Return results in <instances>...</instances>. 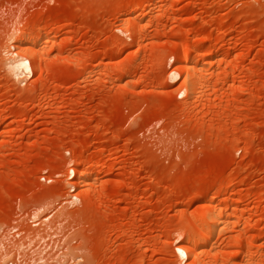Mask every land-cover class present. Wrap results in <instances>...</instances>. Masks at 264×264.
I'll list each match as a JSON object with an SVG mask.
<instances>
[{
  "label": "rangeland",
  "instance_id": "1",
  "mask_svg": "<svg viewBox=\"0 0 264 264\" xmlns=\"http://www.w3.org/2000/svg\"><path fill=\"white\" fill-rule=\"evenodd\" d=\"M0 264H264V0H0Z\"/></svg>",
  "mask_w": 264,
  "mask_h": 264
},
{
  "label": "bare ground",
  "instance_id": "2",
  "mask_svg": "<svg viewBox=\"0 0 264 264\" xmlns=\"http://www.w3.org/2000/svg\"><path fill=\"white\" fill-rule=\"evenodd\" d=\"M142 16H143V14H142ZM44 43V42H43ZM47 42H45V44H46ZM33 50H35V49H33ZM32 51V50H31ZM36 52V51H35ZM31 54V53H30ZM38 53H36V55H37ZM38 57H40V55L38 54L37 55ZM32 58V57H31ZM40 58H42V57H40ZM43 59V58H42ZM42 59H41V61H42ZM188 57L187 56H185L184 55V57L182 58V61L184 62V63H186L188 60ZM33 60V59H32ZM30 61V60H29ZM28 60H18V61H16V62H13V64L11 65V67L13 68V70H15V71H18V70H20V71H22V72H24V73H28L32 68V65L34 66V65H36V63L38 62V58H37V60L35 61V64H34V60H33V63L32 64H30V62H29ZM44 61V60H43ZM183 62H181V63H183ZM39 63V62H38ZM38 63H37V65H38ZM42 64V63H41ZM38 66H40V67H42V65H38ZM40 67H37V70H38V68H39V70H40ZM36 68V67H35ZM34 70V69H33ZM190 68L187 66V65H185L184 66V75H185V77H188V76H190ZM35 71H36V69H35ZM34 71V72H35ZM33 72V73H34ZM33 73H31V75L33 74ZM43 73V72H42ZM38 75H40L41 76V72L39 73V71H38ZM39 76V77H40ZM189 79V78H188ZM195 79H197L196 77H195ZM189 90H188V95H194V93H195V91H194V87H196V85H195V80L193 79V81L191 82H189ZM197 84V83H196ZM194 92V93H193ZM189 97V96H188ZM190 97H192V96H190ZM222 210V209H221ZM205 215L207 216V217H209V219H210V212L208 211V209H206V211H205ZM222 216H223V210L222 211H219L218 213H217V215H216V219L214 220L215 222H218L219 220H221V218H222ZM211 221H213V220H210V222ZM194 242H196L197 243V241H194ZM196 243H194V244H196ZM203 245V244H202ZM207 245V244H206ZM206 245H203V246H206ZM177 250H178V252H179V254L181 255V256H185V257H189V255H188V252H186L184 249H182V248H177Z\"/></svg>",
  "mask_w": 264,
  "mask_h": 264
}]
</instances>
